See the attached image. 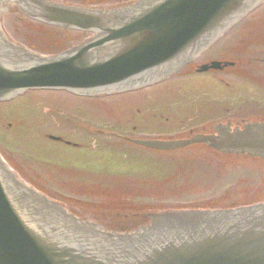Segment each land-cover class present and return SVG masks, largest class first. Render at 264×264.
Masks as SVG:
<instances>
[{
	"label": "water",
	"instance_id": "95a60500",
	"mask_svg": "<svg viewBox=\"0 0 264 264\" xmlns=\"http://www.w3.org/2000/svg\"><path fill=\"white\" fill-rule=\"evenodd\" d=\"M13 1L33 19L96 36L41 57L14 46L0 30V101L32 87L89 94L151 80L184 64L257 2L139 0L107 10ZM215 129L187 140L141 143L161 149L205 143L264 159V122ZM150 217L134 232L103 230L24 186L0 158V264H264V202Z\"/></svg>",
	"mask_w": 264,
	"mask_h": 264
},
{
	"label": "rangeland",
	"instance_id": "374dc122",
	"mask_svg": "<svg viewBox=\"0 0 264 264\" xmlns=\"http://www.w3.org/2000/svg\"><path fill=\"white\" fill-rule=\"evenodd\" d=\"M244 38L254 44H264V7L239 23L221 38L215 46L210 48L205 55L213 57L223 55L228 57L233 56L236 54L237 50L243 47V43L248 46ZM53 39V35L49 36L47 32H43L41 38H38L40 42L36 41L37 49L42 51L48 50L50 45L54 43ZM254 47H257V51L251 52L249 57L257 59L259 56L263 55L262 50L264 49H262L263 46L261 45H256ZM233 48L234 50H232ZM244 57H246V62L248 63L249 58H247L246 55L243 56V58ZM241 62L243 61L241 60ZM249 63L251 65L250 68L254 67L251 61H249ZM245 68H248L247 64ZM253 74L257 76L258 74L264 73L259 68H255ZM225 79L230 81L232 86L236 85L239 89H195L192 92L189 91L187 94L186 103L182 102V94H180L179 98H174L178 97L179 94L174 93L172 89H147L139 92V94L135 93L128 96L114 97L105 102L82 99L68 93H59L63 98H60L57 94H53V96H59L58 99L63 100L65 103L69 99L72 104L91 110L87 111V113L103 115L104 113L101 109L107 107L108 110L105 111V116L112 117V119L104 117L105 120L96 121L92 123V125L96 126L98 129H111L114 127L115 123V130L117 129V131L123 134L128 131L131 135L135 133L134 130H131V127L137 125V129H141V132H138L136 136L164 137L173 135L176 132L174 130H177L176 126L181 121H183V123L179 131L187 133L188 131L212 129L213 125L218 121H227L225 117L228 115H235L249 120L264 116V93L262 89H259L257 81H254L256 82L255 84H257L255 88L250 85V88L246 89V83H241L238 79H235V81L228 77ZM183 92L187 93L188 89H183ZM47 94L48 93H38L37 95L45 99L48 98ZM169 98L174 100L171 101ZM168 100L170 106L167 105ZM29 101L30 99L28 96H24L12 104L3 105V107L0 108V114L16 116L22 112ZM51 104L53 106L55 101H52ZM149 105H159L162 111L166 112V117L168 116L170 118V126H163L160 119L157 117L155 118L149 112H144V109L141 110V108H139V106L147 107ZM179 105L182 106L178 107ZM42 108H45V106ZM58 109H63L62 104H58ZM152 109L156 108L152 107ZM72 110L73 109H70L69 112ZM183 111L185 112L183 113ZM23 115L25 118H33V113L24 111ZM181 115H183L182 120H179ZM125 116L128 118L125 119L126 121L124 123L121 125L116 123V121L121 122L120 118ZM42 117V114L39 112L36 114V119L39 123ZM113 119H116V121ZM2 121L5 122V119ZM177 121H179V123ZM44 124L45 122H43V125ZM56 132L59 133L58 130H56ZM62 133L69 135L68 130H62ZM175 134L178 133L176 132ZM110 140H112V138ZM110 140L102 141L100 147L94 151H83L82 149L72 148L60 142H51L41 136H37V158L35 159L36 176L35 168L32 167V152L28 151L26 157L28 159L27 164L30 167H26L28 176L26 175L25 177L28 181H32L35 184L36 182H40V180H37L38 175H41L40 170L44 168L42 165L38 164V162H40L43 164L49 163L57 165V167L64 166L69 170L85 172L78 173L70 171L67 174L60 175L70 181L76 179L83 182L88 181L86 178L93 175H97L96 178L100 182L115 181L114 184L131 182L127 178L134 179L135 181H141L142 178H147L152 181V185L157 188V190L154 191L150 190V188L145 189L144 187L136 186L140 187L142 190H140V193L136 192L134 195L117 193L115 191H110L111 193L104 191L106 195L117 196L115 202H120L121 205L130 203L131 200L134 199V196L139 194L143 196V199H146V201L151 200L149 203L152 204L162 205L163 203H173L177 205H174V207L193 205L207 208L211 206H221V204L226 203V201L233 202L239 200L240 197L248 191H251L254 199L261 198V195H264V174L259 184H249V180L252 181V179L246 177V175L249 177L255 176V172L252 171L253 169H260L261 173L264 170H262L261 165L254 160L220 156L204 147L180 151L175 153L176 155L157 154L149 149L139 147L129 142L117 139ZM109 142L111 146H109ZM125 153L129 155H125ZM90 171H92L91 175L86 173ZM114 172H122L125 178L105 177L117 176L116 174H112ZM260 185H262L261 187L263 190L258 187ZM41 186V188H50L53 191L67 192L66 187L63 186L49 187V185L46 184H42ZM164 186H167V188L160 189ZM118 188L125 192H132L135 189V187H133V190H131V185H119ZM168 193L171 194V198ZM166 197H169L172 201H165ZM107 198V196L96 197V199L105 200H107ZM104 203L110 204L108 202Z\"/></svg>",
	"mask_w": 264,
	"mask_h": 264
},
{
	"label": "flooded vegetation",
	"instance_id": "af4514ba",
	"mask_svg": "<svg viewBox=\"0 0 264 264\" xmlns=\"http://www.w3.org/2000/svg\"><path fill=\"white\" fill-rule=\"evenodd\" d=\"M195 71L196 69H194L193 73ZM191 72L192 71H185L182 73V75L174 77L170 80L177 79L174 80V82L179 83L181 85V89H198V85H196V80H194V77L190 75Z\"/></svg>",
	"mask_w": 264,
	"mask_h": 264
}]
</instances>
